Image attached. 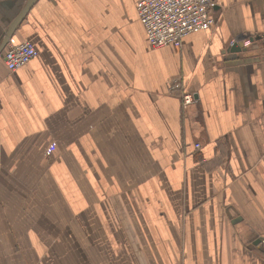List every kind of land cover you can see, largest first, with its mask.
<instances>
[{
  "label": "crops",
  "instance_id": "crops-1",
  "mask_svg": "<svg viewBox=\"0 0 264 264\" xmlns=\"http://www.w3.org/2000/svg\"><path fill=\"white\" fill-rule=\"evenodd\" d=\"M137 1L35 0L6 44L37 55L0 57V264H264V0L180 47Z\"/></svg>",
  "mask_w": 264,
  "mask_h": 264
},
{
  "label": "built area",
  "instance_id": "built-area-1",
  "mask_svg": "<svg viewBox=\"0 0 264 264\" xmlns=\"http://www.w3.org/2000/svg\"><path fill=\"white\" fill-rule=\"evenodd\" d=\"M212 7V0H139L136 13L152 47H180L182 38L187 34L204 31L214 25L210 14ZM36 55L31 42L21 41L8 44L1 58L8 71H16ZM179 87L176 81L169 85L171 90ZM181 98L185 106L194 101L190 93L182 94ZM194 148L198 149L199 143H195Z\"/></svg>",
  "mask_w": 264,
  "mask_h": 264
},
{
  "label": "water",
  "instance_id": "water-1",
  "mask_svg": "<svg viewBox=\"0 0 264 264\" xmlns=\"http://www.w3.org/2000/svg\"><path fill=\"white\" fill-rule=\"evenodd\" d=\"M34 1L35 0H28V2L23 7V9H21V11L16 15L15 19H13V21H11V23L9 24L4 35L2 36V39L0 40L1 41L0 42V54H1V51L4 49V47L6 46V44L8 43L9 39L13 36L14 32L17 30V27L20 25V23L24 19L27 10L29 9V7ZM239 51H240V48L238 47L237 48L231 47L230 49L231 53L239 52Z\"/></svg>",
  "mask_w": 264,
  "mask_h": 264
},
{
  "label": "rangeland",
  "instance_id": "rangeland-1",
  "mask_svg": "<svg viewBox=\"0 0 264 264\" xmlns=\"http://www.w3.org/2000/svg\"><path fill=\"white\" fill-rule=\"evenodd\" d=\"M138 1H139V0H138ZM138 1H137V2H138ZM136 5H137V3H136Z\"/></svg>",
  "mask_w": 264,
  "mask_h": 264
},
{
  "label": "flooded vegetation",
  "instance_id": "flooded-vegetation-1",
  "mask_svg": "<svg viewBox=\"0 0 264 264\" xmlns=\"http://www.w3.org/2000/svg\"><path fill=\"white\" fill-rule=\"evenodd\" d=\"M22 9H23V8H22ZM20 11H21V10H20ZM20 11H19V12H20Z\"/></svg>",
  "mask_w": 264,
  "mask_h": 264
}]
</instances>
